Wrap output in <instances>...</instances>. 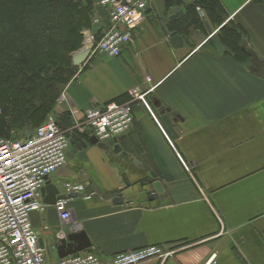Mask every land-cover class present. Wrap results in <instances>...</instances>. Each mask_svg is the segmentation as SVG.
I'll return each instance as SVG.
<instances>
[{
    "label": "crops",
    "instance_id": "obj_1",
    "mask_svg": "<svg viewBox=\"0 0 264 264\" xmlns=\"http://www.w3.org/2000/svg\"><path fill=\"white\" fill-rule=\"evenodd\" d=\"M216 1L221 23L195 8L191 25L205 36L199 45L181 25L183 6L147 0L145 19L131 29L118 57L96 52L75 66L53 112L72 122L91 106L127 102L134 86L154 87L145 105L132 103L129 130L107 141L106 149L86 133L71 136L70 149L77 150L50 183L63 192L65 182L87 177L116 201L95 193L73 197L65 225L53 204L43 202L30 221L48 260L59 257L56 233L64 229L83 231L104 257L158 245L173 252L163 264H264V79L252 73L243 48L264 59V4ZM175 8L183 13L169 20ZM104 11L98 8L93 20L95 35L107 24ZM225 24L241 33V52L223 42ZM173 32L183 38L181 47L171 45ZM154 182L162 187L156 198Z\"/></svg>",
    "mask_w": 264,
    "mask_h": 264
},
{
    "label": "built area",
    "instance_id": "obj_2",
    "mask_svg": "<svg viewBox=\"0 0 264 264\" xmlns=\"http://www.w3.org/2000/svg\"><path fill=\"white\" fill-rule=\"evenodd\" d=\"M96 4L108 7L109 25L106 24L98 39L90 34L86 43L91 45L89 54L97 52L116 58L130 42L131 29L145 19L147 0H96ZM145 80L151 83V78ZM153 87H132L130 99L124 103L91 106L68 127H62L59 115L51 113L27 137L0 136V264H146L151 261L163 264L173 254L158 245H146L104 257L89 247L50 261L30 221L32 212L44 209L41 189L46 181L67 164L71 136L86 133L98 144L116 142L133 122L132 103L145 105V97ZM63 190L59 194L65 198L57 199L53 206L65 225L71 218L68 207L71 195L89 199L94 192L86 191L83 182H65ZM47 229L48 226L43 227ZM68 234L60 229L56 233L57 242Z\"/></svg>",
    "mask_w": 264,
    "mask_h": 264
},
{
    "label": "trees",
    "instance_id": "obj_3",
    "mask_svg": "<svg viewBox=\"0 0 264 264\" xmlns=\"http://www.w3.org/2000/svg\"><path fill=\"white\" fill-rule=\"evenodd\" d=\"M257 1L264 4V0ZM172 2L177 8L183 6L184 18L180 22L187 32L195 27L192 21L197 23L198 5L213 21L223 20L216 0ZM95 3L96 0H0L1 137L10 138L13 129L26 124L36 128L54 112L62 90L76 73L72 54L80 46L82 31L91 29L97 17ZM105 26L98 27L101 31ZM220 30L223 42L241 52L244 40L239 30L231 24ZM62 116V127L72 125V120Z\"/></svg>",
    "mask_w": 264,
    "mask_h": 264
},
{
    "label": "water",
    "instance_id": "obj_4",
    "mask_svg": "<svg viewBox=\"0 0 264 264\" xmlns=\"http://www.w3.org/2000/svg\"><path fill=\"white\" fill-rule=\"evenodd\" d=\"M174 13H172L169 16V20H174L177 19L179 16H181V14L183 13V9H173ZM146 13V12H145ZM189 33H190V38L193 39L196 44H201L203 42V40L205 39V36L203 34H201L199 31L194 30L193 27L189 28ZM169 41L171 43V45L173 47H181L182 43H183V38L176 34V33H171L169 36ZM90 46L91 45H86L83 47V49H81L80 51L75 52L72 55V64L74 66H79L80 64H82L85 59L88 57L89 52H90ZM243 48L247 50L248 54L251 57L253 66L251 68L252 73L263 78L264 79V59H260L254 51H252L251 49H249L248 47H244ZM91 142L93 144H96L97 141L95 138H91ZM98 144V143H97ZM100 147H102L103 149H106L107 146L104 144H98ZM115 151H120V148L118 146L114 147ZM77 150V148L74 146L72 148V150H70L67 153V157L71 158L72 154L75 153ZM87 180V177L84 178V180L82 179L81 182H86V185H91L92 191L101 196L103 199L105 200H114L116 201V198L114 196L113 193L110 192H102L99 188H97L94 184L89 183ZM153 190L151 191V197L152 198H156L158 196V193L162 190L161 184L159 182H154L153 183ZM59 188L56 187L55 185H52L50 183V181H46V184L44 185V187L41 189V194L43 197V202L47 203V204H54L55 201L59 198H65V195L63 194H59ZM72 197H76V195H71ZM123 199H119V202H122ZM69 242V243H66ZM90 247V242L87 239L85 233L83 231H80L78 233H69L67 235V237L60 241L55 249V253L56 255H58L59 257H64L67 256L69 254H72L76 251H80L86 248Z\"/></svg>",
    "mask_w": 264,
    "mask_h": 264
},
{
    "label": "rangeland",
    "instance_id": "obj_5",
    "mask_svg": "<svg viewBox=\"0 0 264 264\" xmlns=\"http://www.w3.org/2000/svg\"><path fill=\"white\" fill-rule=\"evenodd\" d=\"M95 4H96V3H95ZM94 7H95V6H94ZM96 7L100 8L97 4H96ZM96 7L94 8L95 13H97V10H98V8H96ZM105 9H106V11H104V12L107 13V14H106V16H107V24L109 25V14H108L109 9H108V7H105ZM93 27H94V22H93V24H92V34H91V35H93L95 39H98V38H96V37H99V35H100L101 33H100V32H97V34L95 35L94 32H96V31L93 30ZM133 28H134V27H133ZM133 28H132V29H133ZM87 30H88V29H85V30L82 31L83 35H82V39H81V42H80V46H79V48H78L75 52L80 51L81 49H83L84 46H86V43H87L88 37L90 36V33H87ZM65 87H66V86H65ZM65 87H64V89L62 90V93H64ZM62 93L60 94V97H59V98H61ZM61 101H62V100L59 101V99H58V102H57L56 106H57L58 104L61 105ZM59 102H60V103H59ZM55 108H56V107H55ZM0 112H1V110H0ZM33 128H34V127H32L30 124H26V125H24V126L16 127L15 129H13V130L11 131V133H10V138H12V139H20V138H23V137H27V136L30 135V133H31V131L33 130Z\"/></svg>",
    "mask_w": 264,
    "mask_h": 264
},
{
    "label": "bare ground",
    "instance_id": "obj_6",
    "mask_svg": "<svg viewBox=\"0 0 264 264\" xmlns=\"http://www.w3.org/2000/svg\"><path fill=\"white\" fill-rule=\"evenodd\" d=\"M134 20H136V17L134 18Z\"/></svg>",
    "mask_w": 264,
    "mask_h": 264
}]
</instances>
